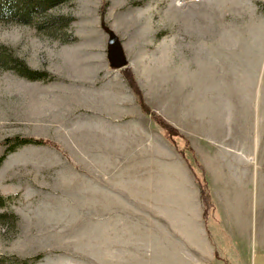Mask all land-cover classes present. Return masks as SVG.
Returning <instances> with one entry per match:
<instances>
[{
	"label": "rangeland",
	"instance_id": "374dc122",
	"mask_svg": "<svg viewBox=\"0 0 264 264\" xmlns=\"http://www.w3.org/2000/svg\"><path fill=\"white\" fill-rule=\"evenodd\" d=\"M39 21H0V156L10 136L45 143L0 164V256L191 264L201 234L229 241L234 202L264 247V0H67Z\"/></svg>",
	"mask_w": 264,
	"mask_h": 264
},
{
	"label": "crops",
	"instance_id": "0c3cea01",
	"mask_svg": "<svg viewBox=\"0 0 264 264\" xmlns=\"http://www.w3.org/2000/svg\"><path fill=\"white\" fill-rule=\"evenodd\" d=\"M252 169L255 172L254 165H252ZM253 177L255 178L254 173ZM229 188H232V193L238 194L240 192L237 185H230ZM241 206L238 202L230 203V205L221 204L223 218L217 228L226 231L229 241L224 244L220 242V238L216 234L217 229H210L213 232L211 238L207 233L201 234V242L194 249L195 254H190V257H193L190 260L191 264H264V247H261L258 240L253 241L248 235L250 234L249 229L252 227L250 219H248L250 214H246L247 217L249 216L248 218H245L246 215L242 218L239 215L241 213H237V210L240 211L241 209L251 210L249 205L248 207L246 205ZM200 220L204 224L203 218Z\"/></svg>",
	"mask_w": 264,
	"mask_h": 264
},
{
	"label": "trees",
	"instance_id": "16d2710c",
	"mask_svg": "<svg viewBox=\"0 0 264 264\" xmlns=\"http://www.w3.org/2000/svg\"><path fill=\"white\" fill-rule=\"evenodd\" d=\"M67 0H0V21L4 22H17L23 24L36 25L39 29H44L46 26H51L48 21L46 23L40 22L39 18L41 15L45 14L48 10L61 4ZM8 62L11 57H6ZM13 68L23 77L30 80H42L45 79L47 73L44 71L32 70L28 68L25 64L16 63L13 61ZM126 72V79L132 91L137 94L139 98L140 105L146 114H149L155 123L158 121V116L154 115L143 102V98L137 85L134 82L133 76ZM167 130V129H166ZM1 144L5 146L3 155L0 156V164L4 160L7 154L15 152L19 148L27 145H44V141L38 138L28 137V136H10L5 138ZM5 198L0 196V205H4ZM44 256L43 253H39L33 257L27 258H15L12 257L13 264H37V262ZM11 258L0 256V264H11Z\"/></svg>",
	"mask_w": 264,
	"mask_h": 264
},
{
	"label": "water",
	"instance_id": "95a60500",
	"mask_svg": "<svg viewBox=\"0 0 264 264\" xmlns=\"http://www.w3.org/2000/svg\"><path fill=\"white\" fill-rule=\"evenodd\" d=\"M102 28L108 35L107 40V60L113 69H120L127 64L126 55L118 36L107 25L102 24Z\"/></svg>",
	"mask_w": 264,
	"mask_h": 264
}]
</instances>
